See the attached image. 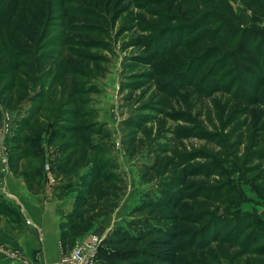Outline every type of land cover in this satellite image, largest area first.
<instances>
[{
	"label": "rangeland",
	"instance_id": "rangeland-1",
	"mask_svg": "<svg viewBox=\"0 0 264 264\" xmlns=\"http://www.w3.org/2000/svg\"><path fill=\"white\" fill-rule=\"evenodd\" d=\"M226 2L239 17L241 28L254 23L257 28L264 29V17L254 19L245 2ZM141 3L142 0H63L61 5L60 0H0V37H4L0 39V71L9 66L14 68L20 59L21 64L31 65L24 71L34 77V81L28 83L11 72L16 84L24 83V89L10 93L4 90L13 77H1L0 91H4V96L0 99V174L24 178V170L16 176L8 167V141L18 131L16 124L30 104L29 98L39 90L45 92L48 102L42 116L60 123L68 121L67 109L85 112L87 116L73 124L77 127L96 123L106 144L101 154L89 153L88 158L85 155L82 162L89 161L85 166L60 178L51 170L53 162L60 159L53 154L56 146H47L53 132L47 129L40 137L45 157L40 166L39 188L44 187L51 193V188L61 183L57 195L74 200L66 218L67 225L72 223L82 230L76 237L80 239L72 243L69 251L90 236L103 240L111 237L117 228H124L129 218L119 210L128 200L135 208L143 197L157 196L158 187L168 176L155 178L156 173L148 171L147 167L154 165L157 155L163 153L166 157L184 152L215 154L224 148L227 157L223 165L228 171V180L241 196L236 210L242 214L256 213L264 219V160L257 159L260 153L264 157V105H244L243 100L232 98L224 91L200 95L194 89H187L174 93L176 82L170 78L166 82L159 79L158 69L142 61L143 48L155 34L151 32L157 18L150 10L142 8ZM83 11L93 13L84 18ZM21 20L24 22L22 30L18 27ZM16 28L20 30L16 33L18 45L15 38L11 39ZM185 33L181 36L186 37ZM173 37L175 39L177 34ZM25 39L32 43L25 45ZM4 41L10 43L8 48L14 47V54L20 50L25 52V49L31 54L15 62L13 52L5 49ZM153 48L151 46L150 50ZM191 127L193 132L189 133ZM195 131L218 135L221 143L204 142L193 136ZM63 135L64 140H58L57 145L72 141L71 136ZM90 141L101 142L94 135L90 136ZM3 157L7 163H3ZM104 162H107L105 167ZM46 165L56 180L54 184L44 178ZM100 165L102 176L113 174L109 179H99L90 185ZM115 165L118 169L113 172ZM252 166L259 168L242 172ZM121 184L126 185V191L111 211L112 198ZM15 195L9 194L7 200L0 197V220L3 222L20 214L13 207L17 205L14 200L19 201ZM85 201L86 207L81 208ZM183 207L189 206L184 203Z\"/></svg>",
	"mask_w": 264,
	"mask_h": 264
},
{
	"label": "trees",
	"instance_id": "trees-1",
	"mask_svg": "<svg viewBox=\"0 0 264 264\" xmlns=\"http://www.w3.org/2000/svg\"><path fill=\"white\" fill-rule=\"evenodd\" d=\"M242 1L254 19L264 17V0ZM60 2L62 5L63 0ZM140 5L157 18L151 32L155 34L143 48L142 61L158 69L159 79L175 81L174 93L187 89H194L200 95L224 91L232 98L243 100L244 105H264V94L261 95L264 93V29L257 28L254 23L241 28L239 17L226 0H142ZM83 12L84 18L93 13ZM23 23L21 20L18 25L21 30L24 29ZM19 28L11 34L16 45ZM182 33L187 36H181ZM174 34H177L175 39ZM2 43L7 47L5 49L13 52L15 62L21 56L31 54L28 49L14 54L15 49L8 48V41ZM31 43L24 40L25 45ZM151 46L154 47L152 50ZM20 64L19 59L14 68L9 66L7 70L0 71V78L13 77L5 87L7 93L24 89V83L16 84L11 72L28 83L34 81V77L24 71L31 65ZM4 91H0V99ZM29 100L31 106L26 116L17 122L18 131L8 141V167L16 176L24 170L28 191L37 195L42 174L40 166L45 157L39 141L45 130L53 132L47 146H56L53 154L60 159L53 162L51 170L60 178L85 166L89 162H82L85 155L88 158L89 153L101 154L106 144L96 123H83L85 125L77 127L73 124L82 116L86 117L87 113L67 109L68 121L55 123L57 119L42 116L48 103L44 91H37ZM44 123L47 127L43 126ZM188 130L193 132L192 127ZM63 134L71 136L72 141L57 145L58 140H64ZM91 135L97 136L101 142L90 141ZM194 135L204 142L221 143L218 135L198 134L196 131ZM258 155L257 159L263 161V153ZM166 156L164 153L157 155L155 164L147 167L148 171L156 173L155 178L168 176L158 187L157 196L143 197L128 214L125 227L117 228L111 237L102 240L96 264H264V219L256 213L242 214L236 210L241 196L228 180V171L223 165L227 157L224 148L215 154L184 152ZM197 161L201 162L198 166ZM105 164L107 162L103 163L104 167ZM115 166L113 172L118 169ZM102 168L100 165L95 169L90 185L112 176L113 173L102 176ZM258 168L246 167L242 172ZM125 191L124 184L116 189L109 208L111 211ZM184 203L189 207H183ZM86 204L85 201L80 207L84 208ZM81 232L75 224L67 225L61 233L62 247L69 250ZM210 248L212 252H209ZM232 250L236 252L232 253Z\"/></svg>",
	"mask_w": 264,
	"mask_h": 264
},
{
	"label": "crops",
	"instance_id": "crops-1",
	"mask_svg": "<svg viewBox=\"0 0 264 264\" xmlns=\"http://www.w3.org/2000/svg\"><path fill=\"white\" fill-rule=\"evenodd\" d=\"M30 108L31 102L29 101ZM25 108L26 114L28 108ZM22 114V118L25 116ZM43 146V145H42ZM42 148L45 149L43 146ZM24 178L4 177L0 174V197L17 195L19 201L13 205L20 214L11 216L7 222L0 220V262L1 264H49L58 260L61 233L67 227V216L72 210L74 200L68 196L57 195L61 183H56L49 193L41 187L39 194L31 195ZM16 192V193H15ZM15 195V196H16ZM2 197V198H3ZM124 199V198H123ZM125 200V199H124ZM129 200L120 208L122 215L134 209ZM132 208V209H131ZM76 239L74 238V242ZM73 242V243H74ZM17 251L14 258L11 253Z\"/></svg>",
	"mask_w": 264,
	"mask_h": 264
},
{
	"label": "built area",
	"instance_id": "built-area-1",
	"mask_svg": "<svg viewBox=\"0 0 264 264\" xmlns=\"http://www.w3.org/2000/svg\"><path fill=\"white\" fill-rule=\"evenodd\" d=\"M2 161L3 163H7L5 157L2 158ZM43 173L46 181H48L50 184L56 183V180L52 175V172L48 165L44 167ZM101 242V238L97 236H90L84 239L80 244L73 246L70 251L65 250L60 244L58 260L49 264H96L98 248ZM13 254V257L17 256L16 253Z\"/></svg>",
	"mask_w": 264,
	"mask_h": 264
}]
</instances>
